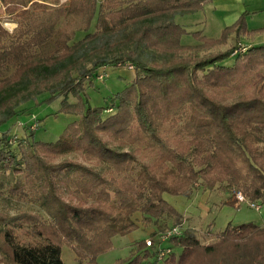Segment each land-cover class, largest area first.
Here are the masks:
<instances>
[{"label":"trees","instance_id":"1","mask_svg":"<svg viewBox=\"0 0 264 264\" xmlns=\"http://www.w3.org/2000/svg\"><path fill=\"white\" fill-rule=\"evenodd\" d=\"M0 1L16 23L10 31L0 19V173L23 174L25 182L10 193L39 203L48 216L0 212L3 263L64 264L68 245L79 264H96L115 236L139 227L137 213L156 225L152 234L180 224L182 214L165 195H188L196 185L264 203V42L242 44V37L264 35V26L249 30L247 12L221 37L208 38L175 16L212 0ZM79 31L85 37L72 42ZM185 34L198 42L183 44ZM47 46L51 52L37 54ZM126 63L135 67V79L110 105L87 106L83 96L104 67ZM249 76L248 92L233 101L221 94ZM44 94L42 103L64 97L61 111L75 119L54 142L36 140L34 130L14 142L11 127H2L31 114ZM131 136L151 162L108 140ZM73 150L85 160L52 161ZM169 246L180 248L178 258L172 252L159 262L156 249L140 243L117 264H264V225L230 223L211 243L185 230Z\"/></svg>","mask_w":264,"mask_h":264},{"label":"rangeland","instance_id":"2","mask_svg":"<svg viewBox=\"0 0 264 264\" xmlns=\"http://www.w3.org/2000/svg\"><path fill=\"white\" fill-rule=\"evenodd\" d=\"M40 2H46L39 0ZM62 2L69 0H61ZM244 1V0H243ZM250 5L246 4V9L241 13L247 12V24L249 29H255L254 27L264 26V13L254 10L264 7V0H246ZM241 4L237 0H212L204 5L203 9L193 13L177 14L175 20L177 23L184 26L189 32L199 31L202 36L208 38L221 37L223 30L229 24H226V14L233 10H239ZM254 17H249L250 15ZM259 14V15H258ZM0 19L3 25L13 31L16 27L5 11V7L0 3ZM96 31L95 22L89 32ZM84 31H79L76 34L74 41H79L85 37ZM235 35H232L229 44L235 43ZM248 38V37H246ZM249 39V40H248ZM244 39L242 37V43L244 46L258 45L264 42V35H261L258 39L251 40L250 38ZM197 38L191 34H185L182 37L183 44L197 43ZM227 46L213 47L211 50L200 52V55H206L219 49L225 50ZM242 45V47H243ZM243 49V48H242ZM52 51L51 46H47L37 50V54H46ZM142 50V55H145ZM235 57L225 61L226 65H230L234 62ZM260 70H263L261 68ZM103 78L98 79L94 87H90L87 90V95L83 96L84 101L87 102V106H108L111 103L112 96L121 91L127 84L130 83L128 78L132 81L136 77L135 67L126 63L125 66H107L101 71ZM100 72V73H101ZM129 76V77H128ZM253 76H249L243 83L233 85L232 88L224 89L221 94L228 101L235 100L238 96L251 90L253 84ZM48 94L40 96L33 107L31 114H22L19 119L13 120L15 123L9 122L3 126L2 129L10 128L11 139L16 142L17 139L27 136L29 131H35V139L43 142H54L63 132L65 127L75 119L72 114L62 112V101L64 97H59L53 100L51 103L44 102ZM69 100L76 101L77 98L69 95ZM110 111V110H109ZM113 110L112 112H114ZM25 112V111H24ZM135 135V134H133ZM135 136L124 137L121 139H111L109 142L112 145L124 147V149L131 150L132 148L138 149V156L147 159L149 162L153 160L148 149L144 148V144L135 141ZM260 148H264V142L259 143ZM64 158H72L78 161H84L82 150H73L65 155L56 156L52 158V161L58 162ZM96 167L103 168L101 164L93 161ZM26 177L21 175H13L11 173H0V212L17 214L22 210L31 211L42 215L47 218V214L39 203L33 202L29 198H21L17 195L10 193V190L14 185H19L25 182ZM237 193V192H236ZM236 193H234L236 195ZM221 188L216 187L213 190L204 188L200 185H196L195 188L188 194L183 196L165 195L169 203H171L177 211L182 214V222L178 224L182 226L183 231L190 230L195 233L203 243H211L215 241L222 231L226 229L228 224L232 226H238L244 223H255L257 225H264V203L262 201H255L262 204V209L257 210L252 208L248 202L240 203L234 200V195ZM138 221L139 227L125 235H117L112 239L111 248L101 253L97 257L96 264H117L120 260L124 261L131 257L133 249L136 248V244L144 243L145 240L152 236V233L156 230L155 224H147L143 222L142 215L137 213L135 215ZM170 226L173 225L169 222ZM20 237L29 242L31 237L26 236L23 230H18ZM174 251L175 256L178 258L180 248ZM62 257L64 264H79L76 259L75 251L68 245H65L62 249ZM176 261V260H175ZM0 264H5L1 260Z\"/></svg>","mask_w":264,"mask_h":264},{"label":"built area","instance_id":"3","mask_svg":"<svg viewBox=\"0 0 264 264\" xmlns=\"http://www.w3.org/2000/svg\"><path fill=\"white\" fill-rule=\"evenodd\" d=\"M103 75L99 76V79H102ZM234 200L240 203L248 202V204L257 210L262 209V204L256 203L255 201H249L245 198V196L241 192H237L234 196ZM184 231L182 226L173 225L168 228L166 231L158 232L156 234H152L151 237L147 238L144 242L146 248H154L157 251V259L159 262H162L164 259L169 257L174 249L169 246V242L172 237L183 235Z\"/></svg>","mask_w":264,"mask_h":264},{"label":"crops","instance_id":"4","mask_svg":"<svg viewBox=\"0 0 264 264\" xmlns=\"http://www.w3.org/2000/svg\"><path fill=\"white\" fill-rule=\"evenodd\" d=\"M237 1H238L239 4H241V8L239 10H233L230 13L226 14V18H227L226 24L227 25L228 24L229 25L233 24L239 18V16L241 15V13L246 9V7H245L246 4L250 5L249 2H245L246 0H244V1L243 0H237ZM259 11L262 12V13H264V7L263 8H260V9H257V10H254L255 14H257V12H259ZM255 14L250 15L249 17H252L253 18ZM259 27H262V26H258V27H254V28H259ZM249 30H251V28ZM260 36L261 35H257L255 37V39H258ZM244 39H248V38L244 37ZM191 44H195V43H191ZM128 80L131 82V80L129 78H128Z\"/></svg>","mask_w":264,"mask_h":264},{"label":"water","instance_id":"5","mask_svg":"<svg viewBox=\"0 0 264 264\" xmlns=\"http://www.w3.org/2000/svg\"><path fill=\"white\" fill-rule=\"evenodd\" d=\"M0 3H1V1H0Z\"/></svg>","mask_w":264,"mask_h":264}]
</instances>
